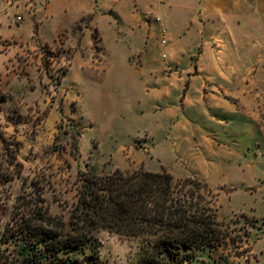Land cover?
Returning a JSON list of instances; mask_svg holds the SVG:
<instances>
[{
	"label": "rangeland",
	"instance_id": "rangeland-1",
	"mask_svg": "<svg viewBox=\"0 0 264 264\" xmlns=\"http://www.w3.org/2000/svg\"><path fill=\"white\" fill-rule=\"evenodd\" d=\"M166 10L160 0H0V157L20 170L0 199V233L23 192L38 187L68 220L83 174L165 168L216 193L231 239L191 264H264V35L227 61L235 76L223 93L216 75L178 78L200 51L187 30L196 12ZM155 17L165 46L159 25L147 30ZM96 237L103 264L139 259V239Z\"/></svg>",
	"mask_w": 264,
	"mask_h": 264
},
{
	"label": "trees",
	"instance_id": "trees-1",
	"mask_svg": "<svg viewBox=\"0 0 264 264\" xmlns=\"http://www.w3.org/2000/svg\"><path fill=\"white\" fill-rule=\"evenodd\" d=\"M0 158V199L9 201L6 186L20 170ZM76 190L68 220L49 213L38 187L16 196L0 233V264H103L100 230L139 239L136 264H191L196 251L217 253L231 241L217 219L216 193L194 177L115 168L83 174Z\"/></svg>",
	"mask_w": 264,
	"mask_h": 264
},
{
	"label": "crops",
	"instance_id": "crops-1",
	"mask_svg": "<svg viewBox=\"0 0 264 264\" xmlns=\"http://www.w3.org/2000/svg\"><path fill=\"white\" fill-rule=\"evenodd\" d=\"M160 2L165 3L171 14L180 10L196 12L193 13L195 16L190 19L187 30L196 32L201 47L197 59L191 61L190 67L185 70L186 77H178L183 82L187 80L191 83L201 78L209 80L211 75H216L215 78L223 86V83L231 81L235 76L231 73L232 67L227 61L232 57L237 59L235 53L237 50L258 48L259 34L264 35V0H160ZM148 21V31L155 29L156 25L164 27L161 19L160 23L154 22V18ZM85 30L87 27L82 30L86 36ZM98 35V40L95 41L97 46L101 43L100 34ZM99 49L102 50L100 46ZM89 62L91 63V58L85 63L90 64ZM219 88L225 93L224 86Z\"/></svg>",
	"mask_w": 264,
	"mask_h": 264
},
{
	"label": "built area",
	"instance_id": "built-area-1",
	"mask_svg": "<svg viewBox=\"0 0 264 264\" xmlns=\"http://www.w3.org/2000/svg\"><path fill=\"white\" fill-rule=\"evenodd\" d=\"M21 20V17H16V19H14L12 22L13 23H16V21H20ZM154 22L156 23H160V19L158 17H155L154 18ZM160 33H161V39H160V44L162 46H165L167 44V40L164 38V34L166 33V30L164 27H160ZM162 57L165 58L166 55L165 54H162Z\"/></svg>",
	"mask_w": 264,
	"mask_h": 264
}]
</instances>
